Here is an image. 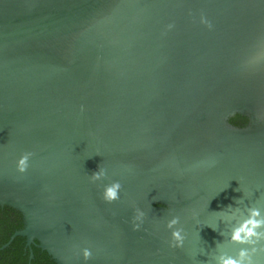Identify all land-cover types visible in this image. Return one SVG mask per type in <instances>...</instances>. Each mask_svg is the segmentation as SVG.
Returning a JSON list of instances; mask_svg holds the SVG:
<instances>
[{
    "label": "water",
    "instance_id": "1",
    "mask_svg": "<svg viewBox=\"0 0 264 264\" xmlns=\"http://www.w3.org/2000/svg\"><path fill=\"white\" fill-rule=\"evenodd\" d=\"M261 50L257 0H0V205L24 218L1 250L23 236L57 264H85L83 247L88 264H192L214 249L224 237L204 226L198 241L194 212L213 222L240 182L264 205V62L246 65ZM101 164L103 184H123L113 204L89 180ZM133 203L149 214L140 232ZM175 215L185 249L167 243Z\"/></svg>",
    "mask_w": 264,
    "mask_h": 264
},
{
    "label": "clouds",
    "instance_id": "2",
    "mask_svg": "<svg viewBox=\"0 0 264 264\" xmlns=\"http://www.w3.org/2000/svg\"><path fill=\"white\" fill-rule=\"evenodd\" d=\"M257 2L264 5V0H257ZM188 14L189 16L193 15L191 11ZM199 23L209 31L215 29L213 21L203 12L199 16ZM175 28V22L168 23L162 35L166 36L169 32L174 31ZM261 62H264V50L257 51L250 56L246 61V65L253 66ZM80 111H85L84 105H81ZM3 147L0 146V150ZM95 155L101 154L98 152ZM33 156L34 153L31 151L21 154L15 161L16 171L20 174H26L31 167ZM217 163L218 160L216 158H211L208 161V166L215 167ZM107 178L108 169L103 167L102 164L98 171L89 175V180L92 184L99 183L102 185V200L107 204H113L121 199L123 184L119 180L103 184V181ZM228 186H224L219 192ZM236 191H242L243 197L235 199V207L230 204L222 211L212 212L214 216L213 222L202 221L199 212L193 213V219L198 228L196 233L198 241H202L200 230L204 226L220 232L224 240L223 242H217L216 247L211 251H207L204 246L193 248L190 252L192 264H200V261L197 260L200 255L208 257L207 264H264V205H260L258 200L253 201L255 193L260 192V188L257 187L255 191L247 190L241 187L240 182V187ZM148 217L149 214L144 208L133 203V215L130 221L132 230L136 232L145 230L144 226ZM221 226L223 227L221 228ZM166 228L171 232V238L167 242L169 247L172 249H185L188 233L181 226V217L178 215L172 216L171 219L166 221ZM233 245H239L240 247L233 250L231 247ZM81 254L85 264L93 260V249L91 247L79 249L77 256L79 257Z\"/></svg>",
    "mask_w": 264,
    "mask_h": 264
},
{
    "label": "trees",
    "instance_id": "3",
    "mask_svg": "<svg viewBox=\"0 0 264 264\" xmlns=\"http://www.w3.org/2000/svg\"><path fill=\"white\" fill-rule=\"evenodd\" d=\"M245 120L247 122V118L238 114L232 117L230 122L239 125ZM23 228L22 213L13 207L0 205V264H57L47 251L35 245L29 247L26 237L23 236H18L7 248L1 250L12 235ZM32 249L34 258L30 260Z\"/></svg>",
    "mask_w": 264,
    "mask_h": 264
},
{
    "label": "flooded vegetation",
    "instance_id": "4",
    "mask_svg": "<svg viewBox=\"0 0 264 264\" xmlns=\"http://www.w3.org/2000/svg\"><path fill=\"white\" fill-rule=\"evenodd\" d=\"M238 115V114H237ZM234 116H236V115H234ZM234 116H232V117H234ZM242 116V115H241ZM231 117V118H232ZM243 117H245V116H243ZM230 118V119H231ZM245 118H247V117H245ZM233 124V123H232ZM249 124V119L247 118V122H246V120L245 121H242L239 125H236V124H233V125H235V126H237V127H246L247 125ZM24 219V218H23ZM28 245V244H27ZM29 247H31V246H29ZM0 260H2V258L0 257Z\"/></svg>",
    "mask_w": 264,
    "mask_h": 264
}]
</instances>
